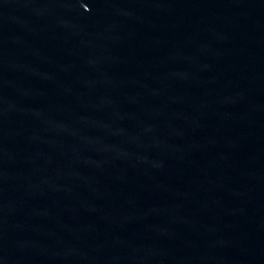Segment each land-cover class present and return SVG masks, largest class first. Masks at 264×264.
I'll use <instances>...</instances> for the list:
<instances>
[{"label":"water","instance_id":"1","mask_svg":"<svg viewBox=\"0 0 264 264\" xmlns=\"http://www.w3.org/2000/svg\"><path fill=\"white\" fill-rule=\"evenodd\" d=\"M0 264H264V0H0Z\"/></svg>","mask_w":264,"mask_h":264}]
</instances>
